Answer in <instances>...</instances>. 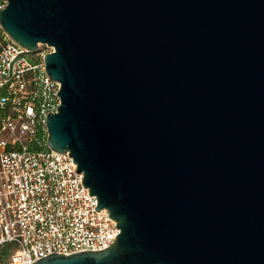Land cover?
<instances>
[{
  "label": "water",
  "instance_id": "95a60500",
  "mask_svg": "<svg viewBox=\"0 0 264 264\" xmlns=\"http://www.w3.org/2000/svg\"><path fill=\"white\" fill-rule=\"evenodd\" d=\"M62 84L70 152L111 247L35 264H264V0H8Z\"/></svg>",
  "mask_w": 264,
  "mask_h": 264
},
{
  "label": "built area",
  "instance_id": "2783aa9c",
  "mask_svg": "<svg viewBox=\"0 0 264 264\" xmlns=\"http://www.w3.org/2000/svg\"><path fill=\"white\" fill-rule=\"evenodd\" d=\"M8 0H0V11ZM41 44L33 52L0 23V259L35 264L53 253L109 248L121 229L107 208L97 211L70 152L49 145L48 114L61 106L62 84L46 71Z\"/></svg>",
  "mask_w": 264,
  "mask_h": 264
},
{
  "label": "flooded vegetation",
  "instance_id": "af4514ba",
  "mask_svg": "<svg viewBox=\"0 0 264 264\" xmlns=\"http://www.w3.org/2000/svg\"><path fill=\"white\" fill-rule=\"evenodd\" d=\"M0 261H1V262H4V261H6V258H5V256H3V257L0 259ZM0 264H2V263H0Z\"/></svg>",
  "mask_w": 264,
  "mask_h": 264
}]
</instances>
